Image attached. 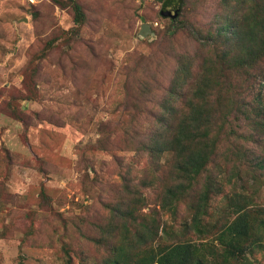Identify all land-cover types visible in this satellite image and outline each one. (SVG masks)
Here are the masks:
<instances>
[{"label":"rangeland","instance_id":"rangeland-1","mask_svg":"<svg viewBox=\"0 0 264 264\" xmlns=\"http://www.w3.org/2000/svg\"><path fill=\"white\" fill-rule=\"evenodd\" d=\"M76 1L82 25L57 0H0V264H107L120 240H137L142 223L158 217L168 229L161 243L217 244L219 229L235 219L227 201L206 204V234L186 231L189 199L176 218L159 205L174 182V156L153 158L148 149L167 118L163 106L179 62L194 63L196 73L208 53L222 52L217 32L238 7L223 0ZM172 10L179 11L175 20ZM144 24L151 32L142 36ZM180 92L172 106L183 101ZM234 130L238 141H223L211 169L228 168L223 194L243 190L258 210L264 133L244 120ZM252 251L249 263L264 264V241Z\"/></svg>","mask_w":264,"mask_h":264},{"label":"trees","instance_id":"trees-1","mask_svg":"<svg viewBox=\"0 0 264 264\" xmlns=\"http://www.w3.org/2000/svg\"><path fill=\"white\" fill-rule=\"evenodd\" d=\"M57 2L71 7L77 25L84 23L85 14L76 0ZM223 4L238 7L235 16L217 32L224 38L225 48L220 53H208L196 73L192 72L194 63L179 62L167 105L163 106L167 118L158 126L148 151L153 158L166 153L174 156V182L163 189L159 205L176 218L180 205L189 199L192 222L184 226L186 231L199 235L208 232L201 218L206 204L218 196L227 201L235 219L219 229L217 244L196 245L183 238L161 243L168 229H162L161 219L155 218L152 225L142 223V235L137 240L128 236L120 240L107 264H209L206 254L217 264H250L248 255L264 241V206L251 210L252 200L243 190L223 194L231 181L228 168L220 165L217 172L211 169L223 141H238L236 121L244 120L264 133V90L252 84L257 79L259 87L264 83V0H223ZM255 70L258 72L251 78ZM179 92L183 101L178 107L172 106ZM226 162H233L230 154ZM125 228L128 233V226ZM155 243L157 247L144 255L135 253L137 246Z\"/></svg>","mask_w":264,"mask_h":264},{"label":"water","instance_id":"water-1","mask_svg":"<svg viewBox=\"0 0 264 264\" xmlns=\"http://www.w3.org/2000/svg\"><path fill=\"white\" fill-rule=\"evenodd\" d=\"M179 11L178 10H172L171 12L168 13V16L175 20L178 18ZM151 32V25L150 24H144L142 28V36H145L146 34Z\"/></svg>","mask_w":264,"mask_h":264}]
</instances>
